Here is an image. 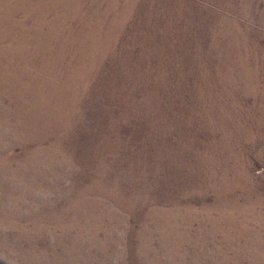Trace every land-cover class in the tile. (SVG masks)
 Listing matches in <instances>:
<instances>
[{"label": "rangeland", "instance_id": "374dc122", "mask_svg": "<svg viewBox=\"0 0 264 264\" xmlns=\"http://www.w3.org/2000/svg\"><path fill=\"white\" fill-rule=\"evenodd\" d=\"M0 264H264V0H0Z\"/></svg>", "mask_w": 264, "mask_h": 264}]
</instances>
